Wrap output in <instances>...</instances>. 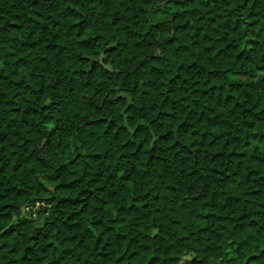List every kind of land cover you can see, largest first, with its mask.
Masks as SVG:
<instances>
[{
  "label": "trees",
  "instance_id": "obj_1",
  "mask_svg": "<svg viewBox=\"0 0 264 264\" xmlns=\"http://www.w3.org/2000/svg\"><path fill=\"white\" fill-rule=\"evenodd\" d=\"M0 264H264V0H0Z\"/></svg>",
  "mask_w": 264,
  "mask_h": 264
},
{
  "label": "rangeland",
  "instance_id": "obj_2",
  "mask_svg": "<svg viewBox=\"0 0 264 264\" xmlns=\"http://www.w3.org/2000/svg\"><path fill=\"white\" fill-rule=\"evenodd\" d=\"M188 258V257H187Z\"/></svg>",
  "mask_w": 264,
  "mask_h": 264
}]
</instances>
